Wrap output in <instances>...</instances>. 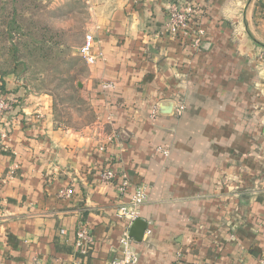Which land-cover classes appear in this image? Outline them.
<instances>
[{
  "label": "crops",
  "instance_id": "0c3cea01",
  "mask_svg": "<svg viewBox=\"0 0 264 264\" xmlns=\"http://www.w3.org/2000/svg\"><path fill=\"white\" fill-rule=\"evenodd\" d=\"M176 1L85 0L104 57L79 83L96 116L86 128L68 127L51 96L0 72V90L18 101L0 126V264H110L127 229L118 207L137 186L148 225L132 239L138 264L264 259V0H190L206 31L200 49L169 34ZM107 169L117 175L109 184ZM81 228L92 236L86 253Z\"/></svg>",
  "mask_w": 264,
  "mask_h": 264
},
{
  "label": "rangeland",
  "instance_id": "374dc122",
  "mask_svg": "<svg viewBox=\"0 0 264 264\" xmlns=\"http://www.w3.org/2000/svg\"><path fill=\"white\" fill-rule=\"evenodd\" d=\"M14 6L21 30L13 31L12 39H0L4 69H15L12 75L25 89L51 96L58 117L68 127L90 126L96 119L93 106L78 91L87 71L79 53L90 22L85 0H18ZM12 7L7 6L9 13ZM5 22L0 13V26Z\"/></svg>",
  "mask_w": 264,
  "mask_h": 264
},
{
  "label": "built area",
  "instance_id": "2783aa9c",
  "mask_svg": "<svg viewBox=\"0 0 264 264\" xmlns=\"http://www.w3.org/2000/svg\"><path fill=\"white\" fill-rule=\"evenodd\" d=\"M168 17V29L169 34L174 38L182 40H190L191 46L194 49H200L202 43L206 37V31L202 27L201 17L202 12L190 0H180L172 2L167 7ZM80 55L83 57L87 65H94L98 60H104L102 54H98L94 50V38L92 35L87 34L84 44L79 49ZM105 89L114 90L115 85L113 83H106ZM18 104V101L12 96L3 94L0 90V126L12 114ZM185 106L180 105L176 109V113L181 115L185 111ZM159 114L158 107H154L151 113V118L156 119ZM7 131L0 127V146L1 143L6 141L8 135ZM166 157L169 156V152L165 150H158ZM117 175L114 171L107 169L102 173V182L105 184L112 183L116 180ZM131 184L126 177L120 179L119 194L124 198L130 188ZM59 195L63 198L69 199L73 195L71 189H63ZM147 201V192L144 186L134 187L131 197L127 202H123L117 211L119 219L123 220L127 224V229L123 233L120 239L122 246V254L120 257L114 259L110 264H138L139 256L137 251L132 246V238L130 237V228L137 220L141 219V208ZM64 233V231H62ZM149 234V231L147 232ZM92 243V236L87 229L81 228L77 232V247L82 253H86L85 249ZM180 264V263H178ZM260 264H264V259L260 261Z\"/></svg>",
  "mask_w": 264,
  "mask_h": 264
},
{
  "label": "trees",
  "instance_id": "16d2710c",
  "mask_svg": "<svg viewBox=\"0 0 264 264\" xmlns=\"http://www.w3.org/2000/svg\"><path fill=\"white\" fill-rule=\"evenodd\" d=\"M17 3L18 0H0V13L2 15V18L5 22V26L1 27L0 26V39L3 37H8L9 39L13 38L12 36V32L13 31H20L21 27L17 25L16 23V17H18V12L15 9L14 3ZM11 4L13 7V11L11 13H9L7 11V6ZM10 18V19H9ZM7 25V26H6ZM6 28V32L4 31ZM18 51V48L14 47V53H16ZM1 48H0V60H1ZM1 62V61H0ZM0 72L2 74H15V69L13 70H8L6 67L4 69V65H2V62L0 64ZM78 91H80L79 89V85H78Z\"/></svg>",
  "mask_w": 264,
  "mask_h": 264
},
{
  "label": "water",
  "instance_id": "95a60500",
  "mask_svg": "<svg viewBox=\"0 0 264 264\" xmlns=\"http://www.w3.org/2000/svg\"><path fill=\"white\" fill-rule=\"evenodd\" d=\"M81 88V84H79ZM173 110V104L167 103L161 105V113L170 114ZM147 223L141 219L137 220L130 228V237L138 242H142L144 234L147 230Z\"/></svg>",
  "mask_w": 264,
  "mask_h": 264
}]
</instances>
